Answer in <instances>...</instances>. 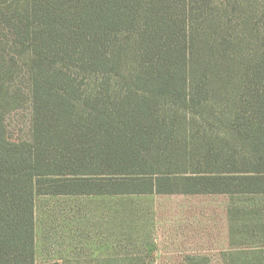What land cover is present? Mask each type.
<instances>
[{"label":"trees","instance_id":"16d2710c","mask_svg":"<svg viewBox=\"0 0 264 264\" xmlns=\"http://www.w3.org/2000/svg\"><path fill=\"white\" fill-rule=\"evenodd\" d=\"M145 193L264 194V0H0V264L37 195Z\"/></svg>","mask_w":264,"mask_h":264},{"label":"rangeland","instance_id":"374dc122","mask_svg":"<svg viewBox=\"0 0 264 264\" xmlns=\"http://www.w3.org/2000/svg\"><path fill=\"white\" fill-rule=\"evenodd\" d=\"M28 126V109L9 116ZM35 220L37 264L264 261V194L37 195Z\"/></svg>","mask_w":264,"mask_h":264}]
</instances>
